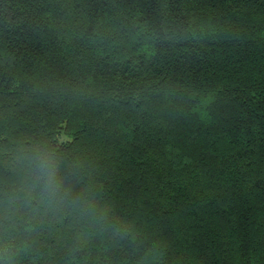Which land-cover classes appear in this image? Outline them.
<instances>
[{
  "label": "trees",
  "instance_id": "trees-1",
  "mask_svg": "<svg viewBox=\"0 0 264 264\" xmlns=\"http://www.w3.org/2000/svg\"><path fill=\"white\" fill-rule=\"evenodd\" d=\"M5 241L12 264H264V0H0Z\"/></svg>",
  "mask_w": 264,
  "mask_h": 264
},
{
  "label": "clouds",
  "instance_id": "clouds-1",
  "mask_svg": "<svg viewBox=\"0 0 264 264\" xmlns=\"http://www.w3.org/2000/svg\"><path fill=\"white\" fill-rule=\"evenodd\" d=\"M36 157L32 158L28 162L29 169L35 174V181L37 183L42 182V192L46 196L55 194V170L56 162L54 157L44 149H37ZM38 161V162H37ZM33 165L35 167H33ZM0 257H3V264H12L11 261V249L5 241V245L0 249Z\"/></svg>",
  "mask_w": 264,
  "mask_h": 264
}]
</instances>
